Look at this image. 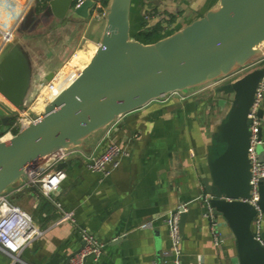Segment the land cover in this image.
I'll return each mask as SVG.
<instances>
[{
	"label": "crops",
	"instance_id": "0c3cea01",
	"mask_svg": "<svg viewBox=\"0 0 264 264\" xmlns=\"http://www.w3.org/2000/svg\"><path fill=\"white\" fill-rule=\"evenodd\" d=\"M220 1L132 0L130 33L133 23L139 25L145 10L150 14L154 10L170 13L175 23L186 26L216 10ZM17 2L19 11L23 0ZM7 28L0 24L2 35L12 33L10 37H13L17 27L10 32ZM96 29L98 45L104 29L103 26ZM172 29H168V35L177 30ZM87 45L83 50L91 58L96 47ZM256 61L252 59L246 67L258 69L259 65L252 66ZM50 72L46 70L45 77ZM245 75L220 87L216 84L227 77L189 89L185 94L164 96L118 117L109 127L108 135L106 129H101L86 136L77 148L80 150L47 171L66 163L63 167L66 178L48 196L26 180L9 188L4 195L12 197V202L24 209L42 230L22 250L21 258L28 264H67L82 247L79 228L84 227L104 245L99 259L88 257L84 264H173L172 258L165 256L170 247L166 219L185 205L188 209L180 228L183 264H240L236 239L223 217H218V229L224 245L218 249L213 244L204 197L218 183L222 157L228 149L222 129L236 94L230 86ZM211 84L216 86L213 96L210 92L194 94L198 89L210 88ZM218 93L224 94L230 103L225 112ZM226 134L231 138L229 128ZM105 135L102 145L96 146ZM261 138L264 141V101ZM109 143L119 144L130 155L123 156L118 167L104 177L88 167L89 161L82 153L94 150L100 153ZM260 149L264 156V143ZM65 212L73 213L75 221L59 222ZM145 224L149 226L143 227ZM0 264H12L11 257L2 251Z\"/></svg>",
	"mask_w": 264,
	"mask_h": 264
},
{
	"label": "water",
	"instance_id": "95a60500",
	"mask_svg": "<svg viewBox=\"0 0 264 264\" xmlns=\"http://www.w3.org/2000/svg\"><path fill=\"white\" fill-rule=\"evenodd\" d=\"M98 1H48L47 11L57 20V27L82 21L104 30L91 61L79 75L40 116L29 112L35 121L0 141V195L27 181L33 165L59 151L80 150L82 140L101 129L107 133L123 114L175 92L185 94L264 57V0H221L216 10L154 44L131 39L132 0H110L105 14L93 18ZM34 12L32 7L19 26L27 24V16ZM10 42L0 51V121L5 126L26 111L34 88L25 52ZM262 74V69L253 70L230 86L236 94L222 129L228 149L222 157L220 179L213 190L208 189L216 217L226 219L236 239L240 264H264V246L252 230L257 211L242 200L251 190L248 113ZM54 75L48 73L46 80ZM259 115L262 117V110ZM259 206L264 213V181ZM185 217L182 214L180 228Z\"/></svg>",
	"mask_w": 264,
	"mask_h": 264
},
{
	"label": "built area",
	"instance_id": "2783aa9c",
	"mask_svg": "<svg viewBox=\"0 0 264 264\" xmlns=\"http://www.w3.org/2000/svg\"><path fill=\"white\" fill-rule=\"evenodd\" d=\"M6 6H0V24L8 26L7 31H13L19 21L22 18V13L17 11L16 7L12 9V3H16L14 0H6ZM34 0H28V2H33ZM83 0H77V4ZM1 3V1H0ZM5 11V14H2ZM105 14V9H104ZM103 14V15H104ZM16 22V26H9L10 22ZM11 39L10 36H3L0 32V51L5 46V44ZM259 65L258 69L263 70V74L256 87L254 101L250 107L248 118L250 120L249 124V152L248 157L250 161V180L249 184L251 186L250 196L248 198L242 199L250 203L257 211L256 218L252 224V230L254 237L264 246L263 238V217L264 213L259 206L260 200V183L264 181V158H260L257 152L258 145H262L264 141L261 138L262 129V117L259 112L262 110L264 101V57L258 60L252 66ZM59 74V73H58ZM79 75V74H78ZM77 75V76H78ZM54 75L53 78L43 86L40 96L45 97L43 106L41 109H35L30 107L24 112H20L10 124L7 126L6 136L9 138L13 137L21 128L26 126L29 122L35 121V119L30 115V111L35 112L37 115H41L44 111V107L52 101L60 93L50 94L49 90H52L58 77L56 79ZM178 94L175 92L170 95ZM1 96V95H0ZM164 97V96H163ZM40 98H38V101ZM37 104V103H36ZM38 110V111H37ZM110 129L107 131L108 135ZM98 144V147L102 145L104 139ZM4 136H0V141L4 140ZM74 151H59L55 156L39 162L37 165H33L28 170V180L27 182L32 185H37L40 191L44 195H50L52 192L56 191L63 180L66 178V171L63 168H58L55 170L47 171L51 166L65 161ZM82 155L89 161L88 167L94 171L102 174L104 177L109 176L112 171L118 167L120 159L123 156H129L130 152L125 148H122L117 143H109L100 153L95 150L90 154ZM211 196L207 195L204 197V203L206 206L205 217L210 220V231L212 235L213 244L218 249H221L224 245V238L222 233L219 231L218 218L214 213V209L210 203ZM227 200H232L227 198ZM187 206L181 205L173 212L169 214L166 219V223L169 229L170 237V247L165 251V256L171 257L173 264H183L182 260V235L180 231V221L181 216L187 211ZM70 220L75 221L73 213L65 212L61 217L60 221ZM149 226V224L143 225V227ZM82 247L78 252L72 255L67 264H84L88 257H94L96 260L99 259L103 253V243L96 239L91 232L84 228H79ZM42 230L39 229L33 222L31 216L22 209L19 205L13 203L7 195H0V251L6 253L11 257L12 264H28L21 258L22 250L35 238L39 237ZM156 264V263H155Z\"/></svg>",
	"mask_w": 264,
	"mask_h": 264
},
{
	"label": "rangeland",
	"instance_id": "374dc122",
	"mask_svg": "<svg viewBox=\"0 0 264 264\" xmlns=\"http://www.w3.org/2000/svg\"><path fill=\"white\" fill-rule=\"evenodd\" d=\"M14 1L16 3V6L14 3H12V9H14V7H16L17 9L18 2L17 0ZM22 4L23 5L19 8V11L22 13V15L30 11L32 7H34L35 12L33 16H27V22L29 21V24L27 23L29 25L28 29H24L27 24H24V26L23 24H21L18 27V24L16 22L12 21L9 23V26L11 27L16 26L17 24V28L16 30L14 29L15 34L8 42L11 41L10 43L19 44V46H21V49L26 54V58L32 71L34 88L32 96L30 95L31 100L27 107L28 109L30 107L34 108L33 106H35L36 103L40 102L38 101L40 92L43 86L49 82L45 77L46 70H50L55 75H58V73L61 72L63 68L67 69V67H69L68 69H70V67H73L71 70H69L73 72V75L76 76L81 72L83 66L79 63L74 62L73 57L76 52H78L79 50H83L85 46H88L87 44L89 43L97 47L98 40H96V35L99 30L92 27L91 23L89 25V22L79 23L76 24V26L75 22H70L66 27H57L58 22L54 17H52V15L48 13L47 5H45V0H34L31 3H27V0H23ZM101 6L102 4L100 3V1H98L97 6L93 10L94 18H101L103 16V8L106 7ZM5 9H7V6ZM150 13V11L148 12L145 10L143 12V15H141L139 18V25L133 23V26L131 28L132 33L130 35L131 39L146 44H154L168 36V29H177L176 32H178L185 27V25L183 24L177 22L175 23V18L172 17L170 13H161L155 10L153 14ZM2 14H5V11ZM155 29L157 30L156 32H154ZM89 30L93 31L90 32V37H87ZM86 39L92 41L87 43V41H85ZM251 71H253L252 67H245L243 70L230 77H227L223 81L218 82V84L216 85H218L217 87L226 85L227 83L232 81L233 78L240 75H245ZM68 81L69 80L63 83L60 88L64 89ZM211 87L206 89L201 88L200 90L198 89V91H196V93L194 94L204 95L206 92H210L213 96L215 94L214 90L216 89V86L214 84ZM203 90L205 91L202 92ZM34 94L35 97H33ZM217 98H219L221 101H224L225 107L223 109V112H225L230 104L229 101L225 99L226 97L222 93H218ZM35 109L39 110L41 108L35 107ZM5 127V125L1 126L0 131L4 132ZM6 131L7 130H5L2 136H6ZM257 152L260 158L264 157L261 153L259 145L257 147ZM9 199L13 201L12 197H10Z\"/></svg>",
	"mask_w": 264,
	"mask_h": 264
},
{
	"label": "bare ground",
	"instance_id": "6f19581e",
	"mask_svg": "<svg viewBox=\"0 0 264 264\" xmlns=\"http://www.w3.org/2000/svg\"><path fill=\"white\" fill-rule=\"evenodd\" d=\"M0 1H1V3H0L1 8L6 6V0H0ZM94 53H93V55H94ZM93 55L90 58L89 56H87L85 50H79L78 52L75 53V55L73 57V61L76 62V63L81 64L83 66V67L81 66L82 69H83L91 61ZM68 68L69 67H67V69L63 68L62 71L59 72L58 76H56V79L58 77V79H57L58 81L56 82L55 87L52 90H49L50 94H55V93L57 94V93L61 92L62 90H64L77 77L78 74L75 76V75L72 74L73 73L72 71H69L73 67L72 68L70 67V69H68ZM67 80H69V81L66 84V87L64 89H61L60 86L63 85V83L67 82ZM39 98H40V100H39L40 102H38L35 105L36 108H41L43 106V103H44V100H45V97H43V96H40ZM229 131H230V129H229ZM230 133L232 134L231 131H230ZM3 139L4 140L9 139V136H5Z\"/></svg>",
	"mask_w": 264,
	"mask_h": 264
},
{
	"label": "trees",
	"instance_id": "16d2710c",
	"mask_svg": "<svg viewBox=\"0 0 264 264\" xmlns=\"http://www.w3.org/2000/svg\"><path fill=\"white\" fill-rule=\"evenodd\" d=\"M48 1H49V0H45V5H47V2H48ZM109 1H110V0H100V3L102 4L103 7H106V6L108 5ZM23 26H24V24H23ZM156 31H157V30L155 29L154 32H156ZM148 35H149V34H148ZM9 124H10V122H9ZM9 124H8V125H9ZM8 125H7V126H8ZM1 126H3V124H2L1 121H0V127H1ZM7 126L5 127V130H7V129H6ZM5 130H4V132H5ZM4 132L0 131V136H2V135L4 134Z\"/></svg>",
	"mask_w": 264,
	"mask_h": 264
},
{
	"label": "flooded vegetation",
	"instance_id": "af4514ba",
	"mask_svg": "<svg viewBox=\"0 0 264 264\" xmlns=\"http://www.w3.org/2000/svg\"><path fill=\"white\" fill-rule=\"evenodd\" d=\"M96 6H97V5H96ZM96 6H95V7H96ZM95 7H94V8H95ZM94 8H93V10H94ZM93 10H92V14H93ZM93 16H94V15H93ZM93 18H94V17H93ZM70 22H75V26H76V24H79V23H81L82 21H70ZM90 23H91V22H89V25H90Z\"/></svg>",
	"mask_w": 264,
	"mask_h": 264
}]
</instances>
